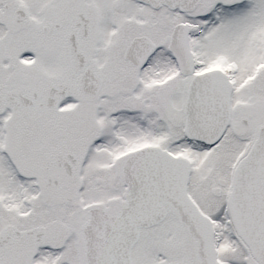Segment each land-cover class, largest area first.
Here are the masks:
<instances>
[{"label":"snow or ice","instance_id":"6c2138e0","mask_svg":"<svg viewBox=\"0 0 264 264\" xmlns=\"http://www.w3.org/2000/svg\"><path fill=\"white\" fill-rule=\"evenodd\" d=\"M0 264H264V0H0Z\"/></svg>","mask_w":264,"mask_h":264}]
</instances>
